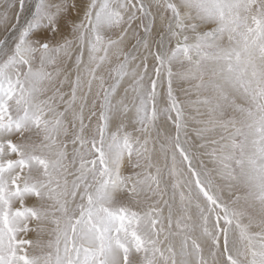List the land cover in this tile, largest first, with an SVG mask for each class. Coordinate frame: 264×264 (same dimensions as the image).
<instances>
[{
    "label": "snow or ice",
    "instance_id": "1",
    "mask_svg": "<svg viewBox=\"0 0 264 264\" xmlns=\"http://www.w3.org/2000/svg\"><path fill=\"white\" fill-rule=\"evenodd\" d=\"M0 264H264V0H0Z\"/></svg>",
    "mask_w": 264,
    "mask_h": 264
}]
</instances>
